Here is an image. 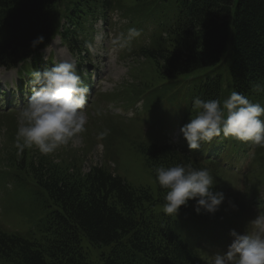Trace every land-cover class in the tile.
Returning <instances> with one entry per match:
<instances>
[{"label": "trees", "instance_id": "1", "mask_svg": "<svg viewBox=\"0 0 264 264\" xmlns=\"http://www.w3.org/2000/svg\"><path fill=\"white\" fill-rule=\"evenodd\" d=\"M114 1L0 0V68L32 59L30 67L24 61L30 73L39 50L56 34L79 53L85 44L82 22L92 15L105 19L114 10ZM158 1L164 2L162 11L171 21L155 43L141 50V56L163 64L164 84H190L205 100H223L233 90L252 101L264 97V91L255 90L256 85L264 87V0H147L145 4ZM38 36L44 42L32 48ZM214 140L233 146L224 136ZM187 148L183 143L151 144L141 147V154L154 176L153 168L160 164H188L187 154L200 158ZM37 158L23 153L14 157L13 165L33 181L34 201L45 210L33 229L48 237L39 243L0 231L3 258L16 257V264H89L81 245L85 240L108 248L100 264H196L201 250L219 245L209 237L201 239L202 247L199 234L181 236L173 219L159 221L143 213L150 196L121 175L91 166L80 177L74 165L61 175L50 158L43 154ZM157 191L164 203L166 190L158 186ZM194 204L189 201L179 212L194 220L212 217L194 214Z\"/></svg>", "mask_w": 264, "mask_h": 264}, {"label": "rangeland", "instance_id": "2", "mask_svg": "<svg viewBox=\"0 0 264 264\" xmlns=\"http://www.w3.org/2000/svg\"><path fill=\"white\" fill-rule=\"evenodd\" d=\"M146 2L147 0L144 2L115 0L114 10H111L105 19L92 15L82 22L81 30L85 41L81 46L82 65H92L98 69V73L101 72L100 93H94L92 103L90 102V106L86 107L88 120L85 131L77 134L54 153L45 156L53 161V166L61 175L66 168L72 170L71 165H74L80 177L91 166H98L125 177L133 187L144 189L150 196L151 201L142 206L143 213H151L150 217H157L159 221L165 218L177 219L176 224L182 229L198 230L216 238L224 252L232 240L229 235L230 230L234 229L237 233L243 234L252 228L250 220L254 219L255 212L250 205L252 197L250 195L264 189V147L257 146L254 158L248 159V161L252 159L253 164L251 172L247 175V183L230 171L223 172L222 165L217 161L187 154L188 164L194 168H206L210 171L215 182L213 188L224 194V202L212 217L203 220L198 218L194 220L182 212H178L176 216H168L162 212L163 202L158 199L157 194L159 185L157 186L152 171L145 163L141 147H148L151 144L160 146L164 143L177 146L186 144L181 140L182 135L179 137L175 135L171 140H167L152 127L158 125V121L151 119L152 109L157 107L154 102L164 98L163 89L167 86L176 88L177 85L164 84V77L161 75L163 64L154 63L150 58L143 57L137 52L130 51L131 53L121 56L118 52L110 50L108 55L102 51L98 52L101 57L96 55L104 42L111 44L115 34L126 31L132 25L139 26L141 31H145L144 42L148 41L152 32L145 28L152 27L155 13L146 9L149 6L145 4ZM163 4L164 2L158 1L156 13H160ZM134 5L138 6L134 7ZM86 44L90 47H86ZM44 53L45 59L52 58L51 61H47L51 66L61 60L70 59L68 55L70 51L60 42L59 37L52 40ZM70 55L77 59L75 54ZM0 78L2 81L0 88L7 93L11 90L12 81H18L12 71L0 72ZM14 98L17 103L18 95ZM138 98H142V103L148 109L139 106L141 101L136 102ZM253 102L264 105V97H256ZM132 106L137 108H131ZM163 110L168 115L171 113V109L167 107H163ZM4 112V114L0 113V231L43 243L48 235L42 236L41 232H36L33 224L36 219L44 216L45 210L34 201L33 181L25 171H16L13 165L15 156L20 157L25 153L27 158L36 156L37 161V157L42 153L35 147L25 148L23 151L17 148V108ZM191 116L192 114L188 117V121ZM105 130L107 135L100 138L99 133ZM232 205H235V208ZM258 213L262 215L261 212ZM81 245L89 264H100V256L108 251V248L95 247L85 240ZM199 258L200 261L196 264H211L212 259L210 260L205 253L200 252ZM16 263V257L0 256V264Z\"/></svg>", "mask_w": 264, "mask_h": 264}, {"label": "clouds", "instance_id": "3", "mask_svg": "<svg viewBox=\"0 0 264 264\" xmlns=\"http://www.w3.org/2000/svg\"><path fill=\"white\" fill-rule=\"evenodd\" d=\"M140 35V29L129 27L115 34L111 44L118 49L129 48ZM43 42L44 37L38 36L30 46L35 48ZM77 68L76 59H66L42 72H31L26 86L30 96L17 107L16 146L21 151L35 147L48 155L85 131L90 88ZM255 90L264 91V87L256 85ZM191 111L194 115L179 130L189 151L201 149L203 143L210 144L220 136L264 147V105L242 93L233 90L223 100L196 96ZM106 135L107 130L99 133L100 138ZM153 172L158 185L166 190L162 205L165 215L176 216L191 200L197 214H215L224 202V194L213 191L214 177L206 168L160 164ZM250 223L252 228L243 234L230 230L231 243L226 251L213 255L211 264H264V215H257Z\"/></svg>", "mask_w": 264, "mask_h": 264}]
</instances>
